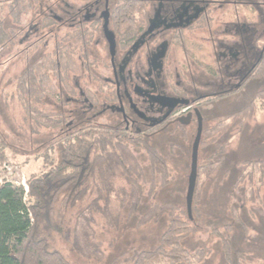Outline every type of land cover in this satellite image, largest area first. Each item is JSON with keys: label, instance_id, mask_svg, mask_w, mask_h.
Returning a JSON list of instances; mask_svg holds the SVG:
<instances>
[{"label": "trees", "instance_id": "16d2710c", "mask_svg": "<svg viewBox=\"0 0 264 264\" xmlns=\"http://www.w3.org/2000/svg\"><path fill=\"white\" fill-rule=\"evenodd\" d=\"M30 2L10 0L8 15L13 22L18 23L32 9ZM16 38V32L5 30L0 17V48L14 46ZM260 60L254 64L251 61L248 81L264 77V54ZM26 62L28 66L17 77L15 86L25 114L49 130L65 131L59 136L56 158L50 159L47 153L57 150L56 142L45 148L43 159L47 169L27 178L26 192L11 182L0 184V264H71L61 244L87 264L101 263L106 258L101 236L117 234L130 223L135 231L158 226L164 218L167 222L155 246H131L107 264L204 262L209 252L188 250L183 243L198 232L194 224L200 217L197 205L205 180L219 162L197 167L190 220L186 207L161 204L157 200L158 189L168 187L172 178L169 161L152 143L101 126L98 113L70 129L60 115L38 110L35 105L53 93L50 86L55 73L53 60L47 54L37 61L26 59ZM261 102L264 103V89L257 91L244 108L218 117L203 133L199 148L215 143L232 125L236 131L220 147L224 154L228 144L238 139L244 126L259 112ZM6 149L0 140V162L7 159ZM139 154L145 156V168L137 157ZM241 166L243 172L238 182L249 181V193L246 191L245 195L254 202L264 186V158L244 161ZM143 208L146 211L142 212ZM231 221L243 227L233 210ZM232 223L210 230L220 243L225 264H229Z\"/></svg>", "mask_w": 264, "mask_h": 264}, {"label": "flooded vegetation", "instance_id": "af4514ba", "mask_svg": "<svg viewBox=\"0 0 264 264\" xmlns=\"http://www.w3.org/2000/svg\"><path fill=\"white\" fill-rule=\"evenodd\" d=\"M51 8L54 77L62 81L66 67L101 126L193 143L199 123L202 140L230 105L240 110L251 89H264L252 85L264 77L248 81L264 54V0H54Z\"/></svg>", "mask_w": 264, "mask_h": 264}, {"label": "rangeland", "instance_id": "374dc122", "mask_svg": "<svg viewBox=\"0 0 264 264\" xmlns=\"http://www.w3.org/2000/svg\"><path fill=\"white\" fill-rule=\"evenodd\" d=\"M53 1L32 2V9L15 23L8 15L9 0H0V17L4 21L5 30L17 33L14 46L4 50L0 48V140L7 146L5 150L7 159L0 162V184L3 181L11 182L23 188L25 192L27 178L41 174L47 169L43 154L45 148L52 142H56L57 150L47 153L50 159L57 157L59 136L65 131L49 130L28 117L18 99L15 87L17 77L28 66L26 59L29 62L37 61L41 56L52 52L53 40L49 30ZM62 73V81L51 76L50 86L53 93L43 98L40 105L35 106L43 113L60 115L66 125L69 122L77 124L81 120L85 121L94 112L85 111L78 95L74 93L73 80L70 76L68 78L64 66ZM80 84L83 87L81 82ZM252 85L256 88L264 87V79ZM252 90L243 99L247 98L250 101L253 97ZM75 101L80 103L75 105L73 103ZM258 107L259 112L249 125L244 126L238 139L228 144L224 154H221L220 147L236 131L232 125L231 128L227 127L229 129L215 143L200 147L198 150V166L219 162L213 173L205 180L197 205L200 217L194 224L198 232L183 243L188 250L203 249L209 252L201 264H225L220 243L210 234V230L214 227L220 229L221 225L232 223V210L245 231L240 225L232 223L229 235L231 241L229 264H264V186L260 187L256 201L252 202L250 196L245 195L246 191L249 193V181L238 182L243 172L242 162L264 158V103H258ZM228 109L231 113L239 110L235 104L230 105ZM102 122L105 123L103 120ZM228 125L230 126V123ZM152 144L169 161L172 178L168 187L158 189L157 200L161 204H171L184 209L192 143L190 141L184 144H168L165 140L155 138ZM137 157L145 168L147 166L144 162L145 156L139 154ZM144 211L146 208H143L142 212ZM166 222L167 219L164 218L160 225H149L139 231H135L133 224L130 223L117 234L109 236L99 234L105 243L106 258L101 263L91 264H107L131 246L152 248L156 245ZM60 247L71 264H87L79 260L67 246L61 244ZM255 254L257 256L253 257Z\"/></svg>", "mask_w": 264, "mask_h": 264}, {"label": "water", "instance_id": "95a60500", "mask_svg": "<svg viewBox=\"0 0 264 264\" xmlns=\"http://www.w3.org/2000/svg\"><path fill=\"white\" fill-rule=\"evenodd\" d=\"M108 37V36H107ZM109 42L111 43V51L112 49V39L109 36ZM167 102H173L170 99H165ZM173 102L171 104V107L174 106ZM186 104L187 102H181ZM170 105V104H169ZM201 135H202V127L201 123H199L193 143L191 144V150H190V167H189V174L187 178V189H186V195H185V207H186V212L190 220L192 219L191 217V207H192V201H193V196L195 192V187H196V179H197V167H198V150H199V145H200V140H201Z\"/></svg>", "mask_w": 264, "mask_h": 264}]
</instances>
